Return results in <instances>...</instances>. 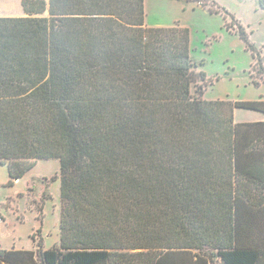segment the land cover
Masks as SVG:
<instances>
[{"label":"trees","instance_id":"16d2710c","mask_svg":"<svg viewBox=\"0 0 264 264\" xmlns=\"http://www.w3.org/2000/svg\"><path fill=\"white\" fill-rule=\"evenodd\" d=\"M21 2L0 17V163L12 183L60 161V244L0 264H264V100L206 99L189 29L146 25L145 0Z\"/></svg>","mask_w":264,"mask_h":264},{"label":"rangeland","instance_id":"374dc122","mask_svg":"<svg viewBox=\"0 0 264 264\" xmlns=\"http://www.w3.org/2000/svg\"><path fill=\"white\" fill-rule=\"evenodd\" d=\"M223 8L187 0H145L146 25H179L190 32L193 60L212 79L205 91L208 100H264V80L256 85L251 76L254 62L248 43L259 51L264 64V8L258 0H209ZM8 6V7H7ZM23 15L20 0H0V9ZM28 14L24 15L27 16ZM242 31L244 32L242 37ZM201 83V82H200ZM261 112L237 108L235 120L260 119ZM0 163V247L45 249L60 244V161L39 159L22 177L13 179Z\"/></svg>","mask_w":264,"mask_h":264},{"label":"crops","instance_id":"0c3cea01","mask_svg":"<svg viewBox=\"0 0 264 264\" xmlns=\"http://www.w3.org/2000/svg\"><path fill=\"white\" fill-rule=\"evenodd\" d=\"M20 3H21V6H22V2L20 0ZM8 7V6H7ZM7 7L3 8V9H0V17H13L14 14L11 12V11H5L4 9H7ZM23 7V6H22ZM24 10V9H23ZM26 15V13L24 12L23 15H20V16H24ZM254 120H257V119H250V120H247V121H254ZM246 121V120H245Z\"/></svg>","mask_w":264,"mask_h":264},{"label":"built area","instance_id":"2783aa9c","mask_svg":"<svg viewBox=\"0 0 264 264\" xmlns=\"http://www.w3.org/2000/svg\"><path fill=\"white\" fill-rule=\"evenodd\" d=\"M1 220H3V216H2L1 213H0V221H1Z\"/></svg>","mask_w":264,"mask_h":264},{"label":"water","instance_id":"95a60500","mask_svg":"<svg viewBox=\"0 0 264 264\" xmlns=\"http://www.w3.org/2000/svg\"><path fill=\"white\" fill-rule=\"evenodd\" d=\"M18 179V178H17Z\"/></svg>","mask_w":264,"mask_h":264}]
</instances>
